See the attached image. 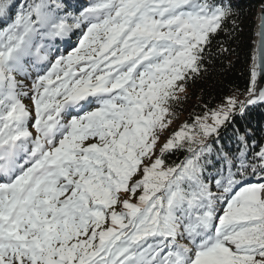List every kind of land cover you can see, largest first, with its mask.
Returning <instances> with one entry per match:
<instances>
[{
  "label": "snow or ice",
  "instance_id": "snow-or-ice-1",
  "mask_svg": "<svg viewBox=\"0 0 264 264\" xmlns=\"http://www.w3.org/2000/svg\"><path fill=\"white\" fill-rule=\"evenodd\" d=\"M70 7L0 0V264H264V146L249 155L239 135L238 153L207 167L209 138L264 102L257 72L244 99L182 124L157 154L231 0ZM261 21L264 59V4ZM75 29L78 46L54 55ZM174 150L186 155L168 166Z\"/></svg>",
  "mask_w": 264,
  "mask_h": 264
},
{
  "label": "trees",
  "instance_id": "trees-1",
  "mask_svg": "<svg viewBox=\"0 0 264 264\" xmlns=\"http://www.w3.org/2000/svg\"><path fill=\"white\" fill-rule=\"evenodd\" d=\"M18 2L22 5L25 0ZM66 2L71 6L70 10L78 14L93 0ZM231 4L233 16L222 26L223 30L212 36L206 49V70L187 82L186 91L180 94L182 99L175 106L177 117H183L185 123L192 124L196 116H203L205 112L217 108L232 93H237L240 99H244L249 88L256 17L264 0H231ZM80 36L81 29H75L65 44L54 41V54L62 52L66 55L67 51L78 46ZM23 102L31 106L30 100L24 98ZM239 135L246 136L249 155L264 146V102L247 106L243 115L232 116L229 122L220 127L218 136L209 138L208 142L212 144L214 151L211 155L212 164L207 166L208 172L215 175L216 170L221 167L222 161L217 158L221 151L230 155L238 153L242 147ZM185 155L183 150L166 153L165 163L168 166L177 164ZM258 179V176L249 177L253 183Z\"/></svg>",
  "mask_w": 264,
  "mask_h": 264
},
{
  "label": "water",
  "instance_id": "water-1",
  "mask_svg": "<svg viewBox=\"0 0 264 264\" xmlns=\"http://www.w3.org/2000/svg\"><path fill=\"white\" fill-rule=\"evenodd\" d=\"M261 22L262 21H261V7H260L257 12L256 23H255V39H254V44H253L251 78H250V84H251L252 72L253 70H255L257 72L256 83H257L258 89H264V59L261 58V52H260L261 36L258 34L262 30ZM258 103H261V102H257L255 104H258ZM255 104H251L248 106H253Z\"/></svg>",
  "mask_w": 264,
  "mask_h": 264
},
{
  "label": "rangeland",
  "instance_id": "rangeland-1",
  "mask_svg": "<svg viewBox=\"0 0 264 264\" xmlns=\"http://www.w3.org/2000/svg\"><path fill=\"white\" fill-rule=\"evenodd\" d=\"M87 1H89V0H87ZM69 36H70V35H69ZM57 40H59V39H57ZM67 40H69V37H66L64 40H60V42H61V43H65V41H67ZM53 43H55V42H53ZM69 51H71V49H70ZM67 52H68V51H67ZM67 52H66V55H67ZM54 55H56V54H54ZM32 78H33V79L35 78V72L32 73ZM25 83L30 87V86H31V79L26 80ZM233 95L238 96V97L240 98V95L237 94V93H232V94H230L228 97L233 96ZM26 99H29V98H26ZM29 100H30V99H29ZM30 101H31V100H30ZM30 105H31L30 107H32V102L30 103ZM96 106H97L96 104H91L87 110H91L92 108H95ZM74 114H75V113H74ZM68 118H70V117H67L66 119H68ZM209 121H210V120H209ZM184 123H185L184 118H183V117L178 118L177 115H176V118L172 121V123L168 126V128H167V129L161 134V140H160V142L158 143V146H157V154H158V149H159V147L163 145V143L166 141V139H167L172 133L178 131V130L180 129L181 125L184 124ZM33 131H34V130H33ZM139 178H140V176L137 175V176H136L135 178H133V179L135 180V179H139ZM138 191H139V190H138ZM118 210H119V209H118Z\"/></svg>",
  "mask_w": 264,
  "mask_h": 264
}]
</instances>
